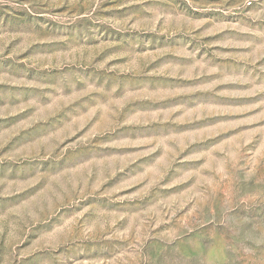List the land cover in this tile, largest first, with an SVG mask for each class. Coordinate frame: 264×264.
I'll list each match as a JSON object with an SVG mask.
<instances>
[{"label": "rangeland", "instance_id": "obj_1", "mask_svg": "<svg viewBox=\"0 0 264 264\" xmlns=\"http://www.w3.org/2000/svg\"><path fill=\"white\" fill-rule=\"evenodd\" d=\"M0 264H264V0H0Z\"/></svg>", "mask_w": 264, "mask_h": 264}]
</instances>
